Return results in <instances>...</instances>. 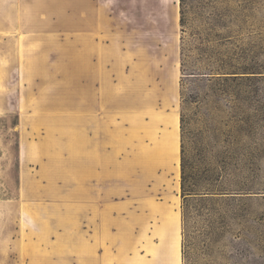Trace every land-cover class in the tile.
I'll return each instance as SVG.
<instances>
[{
    "label": "rangeland",
    "instance_id": "374dc122",
    "mask_svg": "<svg viewBox=\"0 0 264 264\" xmlns=\"http://www.w3.org/2000/svg\"><path fill=\"white\" fill-rule=\"evenodd\" d=\"M0 264H264V0H0Z\"/></svg>",
    "mask_w": 264,
    "mask_h": 264
},
{
    "label": "crops",
    "instance_id": "0c3cea01",
    "mask_svg": "<svg viewBox=\"0 0 264 264\" xmlns=\"http://www.w3.org/2000/svg\"><path fill=\"white\" fill-rule=\"evenodd\" d=\"M162 253V255H161V260H163V262H164V260H165V255H164V253L163 252H161Z\"/></svg>",
    "mask_w": 264,
    "mask_h": 264
},
{
    "label": "trees",
    "instance_id": "16d2710c",
    "mask_svg": "<svg viewBox=\"0 0 264 264\" xmlns=\"http://www.w3.org/2000/svg\"><path fill=\"white\" fill-rule=\"evenodd\" d=\"M182 1V0H181ZM183 185V191L184 192H186V189H185V187H184V183L182 184ZM185 195V194H184Z\"/></svg>",
    "mask_w": 264,
    "mask_h": 264
}]
</instances>
